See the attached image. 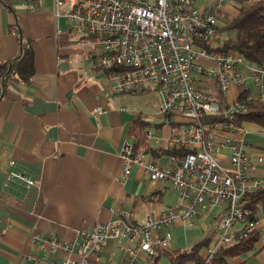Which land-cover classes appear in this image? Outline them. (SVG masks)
<instances>
[{
  "label": "built area",
  "instance_id": "1",
  "mask_svg": "<svg viewBox=\"0 0 264 264\" xmlns=\"http://www.w3.org/2000/svg\"><path fill=\"white\" fill-rule=\"evenodd\" d=\"M55 1L56 13L65 16L89 65L104 71L106 96L152 90L159 97L167 134L147 128L144 139L155 148L192 151L180 158L155 156L125 141L124 170L138 165L152 183L162 181L178 193L176 204L142 221L128 210L116 211L111 221L79 229L72 240L39 236L33 240L38 250L64 257L27 259L101 264L105 243L116 240L123 250L120 264H135L140 253L148 261L157 249L169 247L178 222L193 226L204 217L213 231L201 259L190 264H210L219 249L235 244L238 233L258 230V219L246 218L250 212L243 198L262 186L251 171L264 156L249 152L247 128L233 119L247 111V102L264 100V66L247 62L240 52L218 50L226 38L223 28L237 13L234 1L200 7L195 0ZM65 1L69 7L61 12ZM13 175L25 186L34 183L22 172Z\"/></svg>",
  "mask_w": 264,
  "mask_h": 264
},
{
  "label": "crops",
  "instance_id": "2",
  "mask_svg": "<svg viewBox=\"0 0 264 264\" xmlns=\"http://www.w3.org/2000/svg\"><path fill=\"white\" fill-rule=\"evenodd\" d=\"M68 7L65 1L59 10ZM56 10L55 0H0V63L12 61L19 52L21 38L9 28L16 23L20 35L31 39L34 66L30 81L5 83L0 75V264H40L29 256L62 259V253L44 254L33 240H72L77 230L109 222L123 209L142 221L178 200L163 203L171 187L152 183L138 165L124 170L122 144L134 142L129 127L138 116L151 115L138 110L135 95H126L130 91L105 95L104 71L91 67L76 43L78 48L70 45L73 34L69 26L62 27V21L68 25L66 18ZM162 124L153 129L166 135ZM245 126L249 152L264 156V142L247 134L260 130L254 124ZM18 172L34 183L25 186L13 175ZM251 172L264 186V161ZM208 223L204 217L193 226L178 222L168 248H190L209 238L187 237V228L199 224L207 229ZM258 231L256 249L264 244L262 217ZM120 245L107 241L100 263L120 264ZM139 258L147 262L140 253L135 264ZM240 258L241 264H264V251L234 257L229 264Z\"/></svg>",
  "mask_w": 264,
  "mask_h": 264
},
{
  "label": "trees",
  "instance_id": "3",
  "mask_svg": "<svg viewBox=\"0 0 264 264\" xmlns=\"http://www.w3.org/2000/svg\"><path fill=\"white\" fill-rule=\"evenodd\" d=\"M237 13L229 17V23L223 28L226 38L218 50L224 52L237 51L240 52L245 60L252 64L264 66V0H233ZM10 30L18 33L20 39V47L18 54L12 61L0 63V75L4 76L6 82L30 81L34 76L33 66V50L31 39L20 35L17 24H12ZM247 91V89H246ZM245 91V92H246ZM131 92V91H130ZM133 94H142V91L131 92ZM208 119V118H205ZM204 121V119H203ZM237 124H254L258 130L264 132V100H253L247 102V111L239 114L233 119ZM150 121L145 120L141 116L135 118L128 130V135L134 139V148L138 150L143 147L147 152L158 155H176L177 158L188 150L174 149L161 146L155 148L144 139V131L150 125ZM162 123L154 124V128H158ZM192 151V150H191ZM152 193L149 197H153ZM246 209L249 210L248 219H264V186H259L244 195ZM261 238V233L256 230L245 231L242 235L238 233L235 237V244L232 247L219 249L213 256L210 264H229L230 261L237 256L245 253H258L264 251L262 247L256 249V244ZM209 238L203 239L201 242L194 244L190 248L185 249H157L154 256L145 264H189L192 261L201 259L203 247L208 244ZM162 259H166L167 263H162Z\"/></svg>",
  "mask_w": 264,
  "mask_h": 264
},
{
  "label": "rangeland",
  "instance_id": "4",
  "mask_svg": "<svg viewBox=\"0 0 264 264\" xmlns=\"http://www.w3.org/2000/svg\"><path fill=\"white\" fill-rule=\"evenodd\" d=\"M213 0H195V5L196 6H203L205 3L209 4L212 3ZM62 27H68V25L66 26L65 23L62 21ZM69 42L71 46L77 47L75 45L76 42V35H71L69 37ZM78 48V47H77ZM126 95H135L133 97L137 98L135 105L138 108V110H142V112L147 113L151 116L145 118V120L150 121V125L148 126V128H153L154 124L156 123H163L164 122V117L161 114L160 108H161V101L159 99L158 96L155 95V93L150 90L147 92H144L142 94H126ZM249 135H252V137L255 139V141H262L264 142V133L261 131L258 132H254L251 131L249 133H247ZM247 138V137H246ZM253 139V140H254ZM250 140V139H249ZM178 197V193L176 191H174L173 189L169 188L167 189V191L164 194V201L163 203H171L172 201H175ZM190 231L189 234H187L188 238H191L194 235H198L201 238L206 237L207 235L210 234L211 229H204L202 228V226H200L199 224H196L194 227L192 228H187V232ZM242 263V258L237 260V264H241ZM137 264H145V262L139 258ZM190 264V263H189Z\"/></svg>",
  "mask_w": 264,
  "mask_h": 264
}]
</instances>
